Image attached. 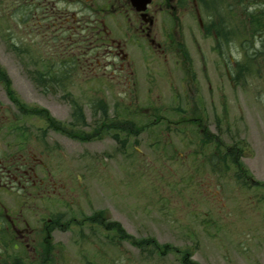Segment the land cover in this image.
Here are the masks:
<instances>
[{"label": "rangeland", "instance_id": "obj_1", "mask_svg": "<svg viewBox=\"0 0 264 264\" xmlns=\"http://www.w3.org/2000/svg\"><path fill=\"white\" fill-rule=\"evenodd\" d=\"M25 1L0 0V67L10 79L8 94L12 90L17 97L13 102L22 112L25 110L23 103H26L48 110L52 118L67 124L72 111L69 98L65 97L68 92L82 107L87 122L82 129H73L75 131L92 133L97 128L94 124L98 115H93L90 107L97 97H102L109 105L108 115L112 119L116 110H120L118 118H126L121 109L140 105L146 102L147 96L158 100L154 105L169 115V121L180 117L178 113H168L178 106V101L169 91L167 79L170 76L166 71L143 82L136 103L131 81L118 79L116 75L120 60L104 49L98 50L97 60L92 59L90 71L74 74L72 82L62 87L50 85L43 90L36 86L31 80L33 72L44 71L45 61L70 53L79 54L86 47L78 46L79 36L65 31L68 29L65 22L61 25L64 19L61 17L71 16L72 11L78 13L77 17L82 16L85 5H76L70 0H36V5ZM14 3L23 5L27 16L18 24L15 23L20 18L13 14ZM33 6L36 8L29 12ZM109 17L113 19L112 15H107L105 21L112 25ZM56 18L58 22L52 25ZM120 21L125 27L123 19ZM12 42L16 43L15 47L26 46V51L17 53ZM132 42L141 44L134 36ZM211 49V38L198 32V113L206 122L207 130L219 134L226 142L221 152L234 138L233 131L235 137H244L248 149L241 160L250 177L246 183L235 179L233 166H229L227 172L210 168L211 154L208 147L200 148L199 128L187 132L188 138L192 136L187 142L186 138L178 139L166 129L163 119L137 136L122 135L126 137L124 144L117 142L110 133L83 141L69 137L68 133L46 130V120L32 116L37 115L32 114V108L21 115L11 106L15 117L22 118L16 125L26 121L30 132L41 134L49 148L57 150L59 182L67 183V189L61 194L66 203L60 204L58 209L61 221L69 222L66 229L59 231L58 238L63 253L70 255L68 264H181L179 250L197 264H264L262 85L257 79L258 71L254 73L253 70V74L240 86L236 84L233 90L224 70L219 67L220 73L216 70ZM192 55L197 62L194 52ZM137 57L135 50L133 58L137 60ZM135 68L138 73L145 71L140 61ZM100 76L107 81L83 82L85 77ZM179 76L178 71L171 77L178 79ZM186 84V94L190 95L193 86L191 82ZM47 88L49 90L44 91ZM1 95L5 97L4 93ZM116 103L120 105L118 109ZM130 116H134L140 127L152 118L141 111ZM185 126V122H181L174 128L182 130ZM170 140L174 146L165 148L162 142ZM155 142L158 144H153ZM212 147L211 144L209 148ZM196 148L199 152L195 160ZM98 215L105 217L104 226L115 223L126 236L151 237L155 242L145 244L144 248L136 247L134 239L130 243L116 238V229L106 230L103 225L85 221L84 217Z\"/></svg>", "mask_w": 264, "mask_h": 264}, {"label": "flooded vegetation", "instance_id": "obj_2", "mask_svg": "<svg viewBox=\"0 0 264 264\" xmlns=\"http://www.w3.org/2000/svg\"><path fill=\"white\" fill-rule=\"evenodd\" d=\"M70 1L76 5H85L83 15L77 17L78 13L72 11L71 16L61 17L64 18L61 25L65 22L68 26L65 31L79 36L78 46L86 47L82 51L79 48V54L70 53L64 56L76 60L75 64H66L67 77L58 78V57L45 61V70L51 69L52 77L42 75L38 82L31 78L35 85L43 90L46 85L62 87L63 84L72 82L74 74L85 72L86 69L90 71L92 59H98L96 55L99 49H104L106 53L120 60L116 75L118 79L131 81L133 101L136 103L137 92L140 94L143 82H148L150 78L155 79L157 73L166 71L170 76L167 79L169 91L178 101V106L169 109L168 113H178L180 117L169 121V115L154 105L153 102L158 100L147 96L146 102L133 104L135 109L133 105L131 108L128 105L125 110L121 109V114L127 117L138 111L152 116L143 127L137 125L132 116L130 120L134 132L131 135L137 136L143 130H151V127L164 119L166 129L176 134L178 139L186 138L189 142L192 136L188 138L187 132L190 129L198 131L199 128L202 134L201 150L208 147L210 159L215 151L213 161L218 162L220 158L222 160V153L218 154L216 150L222 148L226 142L219 134L207 130L206 122L198 113V32L201 36L211 38L216 70L218 73V67L224 70L233 90L236 84L240 86L244 83L253 74V70L254 73L258 71L257 79L262 85L260 96L264 101V0H147L146 3L141 0ZM25 2L36 5V0ZM107 15L113 16V19L109 17L112 25L105 21ZM59 18L52 25H56ZM120 18L123 19L125 27H122ZM133 36L141 44L135 45L132 42ZM86 42L89 43L88 46ZM135 50L138 52L137 60L133 58ZM193 52L197 62L193 59ZM137 61L144 65V72L136 71ZM178 71L179 78H172V73ZM185 79L187 80L184 82ZM104 80L101 76L93 79L85 77L83 82L90 84ZM187 82H191L193 86L190 95L186 94ZM48 90L47 88L44 91ZM1 93H4L7 100ZM0 99V264H68L70 255L63 253L64 249L60 247L58 238L59 231L66 229L69 222L65 224L61 221L62 214L58 209L60 204L66 203L61 194L67 189V183L59 182L57 150L49 148L41 134L30 132L26 121L20 125L15 124L21 122L22 118L15 117V113L10 110L11 106L16 107L21 115H26L24 112L27 107L32 106L25 103L27 107L24 106L25 110L22 112L11 100L8 88L1 79ZM119 106L118 104L117 107ZM116 112L119 116L120 110ZM32 116L41 118L39 115ZM181 122L186 124L182 130L174 128L175 124ZM46 124V130L59 132L54 126H49L47 121ZM138 127L140 131L137 130ZM42 134L45 135L46 132L43 131ZM235 134L233 131L234 138L223 151L230 152L226 159L233 167L234 161L243 163L241 158L248 149L244 137H235ZM203 137H210L212 141L204 143ZM162 144L165 148L174 146L171 140ZM211 144L212 149L209 148ZM196 149L195 160L198 159L199 152ZM208 164L210 165V160ZM99 216L100 221L97 224L103 225L106 230L116 229L115 237L123 240L122 229L115 223L104 226L105 217ZM85 219L91 221L96 217ZM129 242L132 243L131 240Z\"/></svg>", "mask_w": 264, "mask_h": 264}, {"label": "trees", "instance_id": "obj_3", "mask_svg": "<svg viewBox=\"0 0 264 264\" xmlns=\"http://www.w3.org/2000/svg\"><path fill=\"white\" fill-rule=\"evenodd\" d=\"M15 6V12L13 14H16V16L20 19L16 20L18 24L20 22H23L25 20V18H27L26 14H25V9L23 5H18L16 3H14ZM36 7L33 6V8H29V12H31L32 10L34 11ZM29 16V13H28ZM16 43L12 42L11 46L14 49L18 50L17 53H21L23 52V50L26 49V46H20V47H15ZM26 51V50H25ZM58 61H59V65L57 67L58 70V78L60 79L61 77H67L66 73V64L71 65V64H75L76 60H74L72 57L70 58H64L63 56L59 57L58 56ZM75 67V66H74ZM51 69H47L45 70V72H41V71H34L33 72V80L34 82H38L42 75H47L49 77H52L50 75ZM0 79L6 84L7 88L10 86V79L8 78V76L3 72L2 68L0 67ZM38 80V81H37ZM50 84V83H49ZM48 86V85H46ZM9 96L13 101H16L17 97L15 96V94L12 92V90L9 91ZM65 97L69 98V101L71 103L72 106V111H71V120L69 121V123L67 124H61L59 121L55 120L54 118H52L50 116V113L48 112V110L44 109V108H32L31 112L32 114H37L39 116H41L42 118H44L49 126H54L56 128V130H58L59 132L62 133H68L69 137L73 138H80L81 140H91L94 138H98L102 133H110V135L112 136V138H114L117 142H120L121 144H124V141L126 139V137L122 136L124 134L127 135H131L132 132H134V127H132V122L130 120L129 117L126 116V118L122 117V118H118L117 112L115 113L116 116H114L112 119L109 115H108V110H109V105L105 102V100L103 98H96L93 99L91 101V105L90 107L92 108L91 112L93 115H98L96 116V124H94L95 126L97 125V128L92 132V133H84L82 131H75L73 129H82L83 126L87 125L86 122V118H85V114L82 110V107L78 104L75 103V101L73 99H71L69 97V93H65ZM116 105V109H118L117 105L118 103L115 104ZM136 128V126H135ZM138 131H140V127L137 128ZM75 131V132H74ZM136 132V131H135ZM136 134V133H135ZM212 141V139L210 137H203V142L207 143ZM218 154L222 153V160L220 158V160L218 162H214L213 161V157L215 156V151L213 152V155L210 159V167L213 171H217V172H221L222 169L225 170L226 172L229 170V164L227 162L226 156L230 155V152H221L220 148H217ZM235 165V173L234 176L236 175L237 178L235 179H239L241 180L243 183H246L247 177L249 176V174L247 173V169L244 167L243 163L241 161H234ZM259 185V182H256ZM123 232V230H122ZM126 237V235L123 232V236L122 238ZM129 237V236H127ZM129 238L134 239L133 244H135L137 247H139L141 245L142 248H144L145 244H148L150 242H152V244L155 242L153 239H151V237H147V238H134L132 236H130ZM149 252H151V250H148ZM153 252V249H152ZM163 253V252H162ZM179 254V260L181 264H197L194 263L190 260V256H188L186 253H183L181 250L178 251Z\"/></svg>", "mask_w": 264, "mask_h": 264}, {"label": "water", "instance_id": "obj_4", "mask_svg": "<svg viewBox=\"0 0 264 264\" xmlns=\"http://www.w3.org/2000/svg\"><path fill=\"white\" fill-rule=\"evenodd\" d=\"M141 2H142V3H146V2H147V0H141Z\"/></svg>", "mask_w": 264, "mask_h": 264}]
</instances>
